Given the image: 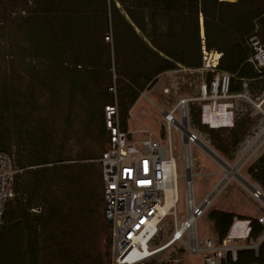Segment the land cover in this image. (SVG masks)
Segmentation results:
<instances>
[{
    "label": "rangeland",
    "instance_id": "1",
    "mask_svg": "<svg viewBox=\"0 0 264 264\" xmlns=\"http://www.w3.org/2000/svg\"><path fill=\"white\" fill-rule=\"evenodd\" d=\"M49 1L51 0H42L38 8L46 6V2ZM117 5L120 6L119 3ZM35 8L37 6L30 0H0V117L2 116L3 122L1 129L3 135L0 138L13 157L16 174L42 166L61 165L68 166L62 170V174L71 176L74 164L79 165L78 169L92 166L100 170L99 157L107 145V142L100 140L102 110L108 104L106 98L116 102L117 92L109 89L108 94H105L107 79L100 81L92 74L100 66L98 64L107 61L110 50L112 52L110 73L114 75L112 29L110 28L107 33L110 38L106 35L105 39L109 44L108 51L107 48L106 50L98 48V44L84 34L86 31L84 28L80 30L78 37L74 36V43H71L70 35L67 42L58 38L60 39L58 44L57 40H53L55 44L65 43L67 47L66 49L62 45L65 50L53 53L57 57L65 52L61 55L62 65L58 66L48 59V53L45 52L46 43L33 45L29 39L31 27L29 20ZM43 25L48 30L41 32H45L50 38H53L59 29L56 22L44 21ZM83 25L86 28L85 22ZM201 77L200 74L191 75L185 71H179L172 76L159 74L155 81L149 83L140 93L134 108L130 110L127 129L141 131L150 129L166 140L169 130L164 119L165 111L177 104L182 96H196ZM113 85H116L114 81ZM173 85L175 87L171 93L166 95L163 92L164 88ZM211 102L196 100L188 103L190 126L224 160L235 164L264 129L262 106L264 93L256 100H252L249 95L239 96V109L231 105L233 100L220 99L217 114H211L209 107ZM4 103L6 105H3ZM193 104L201 109V122L209 128L220 129L222 134L226 135L230 134L231 130L235 131L240 142L231 157L225 156L215 148L209 134L191 122L190 107ZM259 104L261 106H258ZM247 114L250 119H247ZM137 132L140 135L139 131ZM170 134L178 159L179 173L182 174L177 182L179 198L177 211L179 219L182 220L187 215L183 177L185 172L183 149L187 145L176 127L170 128ZM229 148L231 149V146ZM263 152L264 144L242 165L241 174L250 182L246 184L233 175L224 181L225 168L220 161L206 149L203 150L197 145L191 147L192 159L189 161L188 173H192L193 177L195 202L201 203L215 187L219 188L211 206L197 221L199 236L218 237L208 217L209 211L213 209L231 210L246 215H264V199L257 200L250 193V185L259 184L248 173L249 166ZM38 160H45L48 163L31 165ZM51 173H40L37 182L33 181L34 174L31 173L28 187L30 192L27 196L37 197L39 200L27 205L29 213L23 217L27 222L23 223L22 220L19 223L26 238L32 237L36 240L37 249L35 240L23 244L21 231L13 236L9 235L6 264L33 263L35 250V264H99L92 244L102 235L100 221L103 219V204H99L103 198L102 193L93 207H90L88 201L82 197L70 200L65 195L57 196L56 191L49 188L58 187L60 176L57 174L49 186L46 181ZM81 178L82 194V191L86 190L85 183L88 179L86 174H81ZM67 189L69 188L64 185L62 192ZM262 190L264 191V188ZM172 211L174 212L172 209L161 223L160 232L153 243L155 248L164 245L172 236ZM49 237L51 238L46 243ZM179 262L203 264V259L201 254H189L182 245L174 244L140 264ZM109 264H113L112 259Z\"/></svg>",
    "mask_w": 264,
    "mask_h": 264
},
{
    "label": "trees",
    "instance_id": "2",
    "mask_svg": "<svg viewBox=\"0 0 264 264\" xmlns=\"http://www.w3.org/2000/svg\"><path fill=\"white\" fill-rule=\"evenodd\" d=\"M30 1L37 8L34 9L29 20L31 24L29 39L33 45L46 43L45 52L48 53V59L50 62L54 61L58 66L63 60L61 55L65 52L57 57L53 53L67 49L65 43L62 44L65 48L58 45L60 40L58 38L65 39L67 42L70 35L71 43H74V36L78 37V34L81 33L80 30L84 28L86 30L84 34L94 40L98 44V48L105 50L107 48L108 51L109 44L105 39L110 28L112 29L115 78L110 73L112 68L110 64L112 52L110 50L107 61L98 64L100 66L96 68V71H93L92 75L100 81L107 79L105 94H108L109 89L116 90V102L106 98L108 104L105 106L117 105L118 119L122 129L128 130L130 110L140 93L149 83L152 84L159 74L176 68L178 64L192 68L201 65L200 14L203 16L207 46L222 52L219 68L231 74L230 92L239 94L247 91L252 100H256L264 93V67L257 68L249 61V57L253 53L249 42L251 35L257 34L264 42V0H51L46 2V6L39 8L42 0ZM44 21L58 24L59 29L53 38H50L45 32H41L48 30L43 25ZM84 22L86 28L83 25ZM41 33L44 34L41 35ZM108 37L110 38L109 35ZM53 40H57L58 44H55ZM211 76L212 74L209 73L208 77ZM113 81L116 85H113ZM244 83L247 85L245 86ZM262 106L264 107L263 103ZM102 112L100 140L108 142L109 132L106 128L105 109ZM190 116L191 122L195 126L209 134L215 148L227 157L232 156L240 142L235 131L231 130L230 134L226 135L222 134L220 129L209 128L203 124L201 109L196 104L190 107ZM246 117L250 119L249 114ZM1 120L2 116L0 117V137L3 135ZM2 141L0 138V151L10 154L6 144ZM46 163L48 161L38 160L32 162L31 165ZM19 164L21 167L24 166L21 161ZM66 167L68 166H42L16 174L15 196L7 204L5 222L0 229V264H6L9 235L13 236L21 231L24 245L35 240L32 237L26 238L27 236L24 235L19 224L22 220L23 223L27 222V219L23 218L29 213L27 205H30L32 201L39 200L37 197L27 196V193L30 192L28 187L31 173L34 174L32 175L33 181L37 182L40 173L50 174L52 171L46 181L49 186L59 174L58 187L49 189L56 191V195L60 197L65 195L70 200L82 197L88 201L90 207L97 204V198L100 199L101 193L103 197L101 165L100 170H97L92 166L78 169L79 165L74 164L73 170L70 172L71 176L62 174ZM248 173L263 189L264 152L249 166ZM81 174H86L88 179L85 183L86 190L85 192L83 190L82 194L80 193ZM64 185L69 189L63 193ZM99 204H103V219L100 221L102 235L92 244V248L98 256L96 258L97 261L99 260V264H109L112 259L111 224L104 215L103 198ZM208 217L219 238L228 234L235 218L251 221V236L254 238H258L263 231V226L257 218L237 215L227 210L213 209L209 211ZM50 238H47L46 243ZM35 245L37 249L36 240ZM34 255L33 263L30 264H35L36 250ZM254 261L264 264V242L260 244L257 255L251 249L239 251L238 264H250Z\"/></svg>",
    "mask_w": 264,
    "mask_h": 264
},
{
    "label": "built area",
    "instance_id": "3",
    "mask_svg": "<svg viewBox=\"0 0 264 264\" xmlns=\"http://www.w3.org/2000/svg\"><path fill=\"white\" fill-rule=\"evenodd\" d=\"M249 42L253 53L249 57L257 68L264 67V42L257 35H251ZM202 63L195 68L181 67L180 70L202 77L197 85L196 96L179 98L177 104L165 111L168 134L166 140L150 129L125 130L120 126L117 105L105 106L106 128L109 139L102 151L99 162L102 168L104 215L111 224V258L113 264H140L174 244L182 245L189 254H201L203 264H238L239 251L254 250L264 242V215L257 217L263 226L258 238L251 236L252 225L248 219L235 218V221L223 238L201 237L198 234L197 221L211 206L216 192L215 187L201 203L194 199V182L190 171V149L193 145L203 150L210 147L189 123L188 103L190 101L210 100L211 114L219 111L220 99H231L235 109H239V96L244 93L230 92L231 74L219 68L222 52L207 46L202 33ZM212 76L209 78L208 74ZM246 86L247 84L244 83ZM175 86H166L163 92L168 95ZM261 105V104H259ZM176 127L182 134L186 148L185 156L186 209L187 215L178 217V179L177 157L175 156L170 128ZM214 127V126H213ZM137 131L140 137L137 136ZM218 160V159H217ZM17 173L13 157L0 151V229L5 222L8 202L14 198V180ZM251 195L257 200L264 199V191L258 185L250 188ZM172 191L171 210L173 215V233L169 241L159 247H153L161 223L167 216L162 210L169 192ZM169 212V213H170ZM178 260H176V263ZM178 264H183L179 262ZM250 264H259L257 261Z\"/></svg>",
    "mask_w": 264,
    "mask_h": 264
},
{
    "label": "bare ground",
    "instance_id": "4",
    "mask_svg": "<svg viewBox=\"0 0 264 264\" xmlns=\"http://www.w3.org/2000/svg\"><path fill=\"white\" fill-rule=\"evenodd\" d=\"M261 133H259V135L256 137V139L254 140V142L248 147V149L244 152V154L242 155V157L235 163V164H231L229 162H227L226 160H224L213 148L208 147V151L215 156L220 163L223 165V167L225 168V177H224V181L226 179H228V177L230 176H236L239 179L243 180L246 184H250V182L248 180H246L243 175L241 174V167L242 165L249 159V157L255 153V151L260 148L262 146V144H264V129L262 131H260ZM230 179V178H229ZM222 182V181H221ZM224 185V184H223ZM253 184L250 185V187H252ZM172 191L169 192V197L168 200L166 202V204L163 206L162 210L164 211V213L166 215L169 214V210L171 209V205H172Z\"/></svg>",
    "mask_w": 264,
    "mask_h": 264
},
{
    "label": "crops",
    "instance_id": "5",
    "mask_svg": "<svg viewBox=\"0 0 264 264\" xmlns=\"http://www.w3.org/2000/svg\"><path fill=\"white\" fill-rule=\"evenodd\" d=\"M228 1H236V0H228ZM202 33L205 34V31H204V26H203V17H202V14H200V36H201V42H202ZM201 44H202V43H201ZM201 50H202V49H201ZM181 67H186V66H184V65H182V64H178V66H177L176 68L171 69V70H167V71H165V72H163V73H165V74L168 75V76H172L173 74L179 73V71L182 72V70H180ZM189 68H192V67H189ZM193 68H195V67H193ZM185 73H186V72H185ZM136 102H137V101H136ZM135 104H136V103H135ZM135 104L133 105L132 109L134 108ZM132 109H131V110H132ZM130 130H134V131H136V130H138V129H134V128L131 129V128H130ZM137 136L140 137L141 135H138V134H137ZM221 210H224V209H221ZM227 211L233 212V213H235V214H237V215H245V216L253 217V218H256V217L259 216V215H246V214H244V213H237L236 211H231V210H227Z\"/></svg>",
    "mask_w": 264,
    "mask_h": 264
},
{
    "label": "water",
    "instance_id": "6",
    "mask_svg": "<svg viewBox=\"0 0 264 264\" xmlns=\"http://www.w3.org/2000/svg\"><path fill=\"white\" fill-rule=\"evenodd\" d=\"M258 106H261V105H258ZM222 157V156H221ZM224 159V158H223Z\"/></svg>",
    "mask_w": 264,
    "mask_h": 264
}]
</instances>
